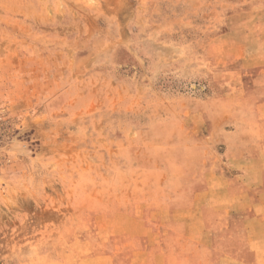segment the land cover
Returning <instances> with one entry per match:
<instances>
[{
    "label": "rangeland",
    "instance_id": "1",
    "mask_svg": "<svg viewBox=\"0 0 264 264\" xmlns=\"http://www.w3.org/2000/svg\"><path fill=\"white\" fill-rule=\"evenodd\" d=\"M0 264H264V0H0Z\"/></svg>",
    "mask_w": 264,
    "mask_h": 264
}]
</instances>
